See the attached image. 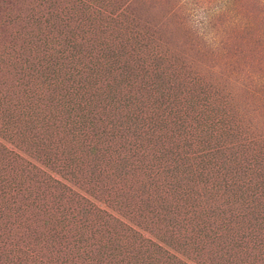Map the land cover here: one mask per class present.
<instances>
[{"label":"rangeland","instance_id":"rangeland-1","mask_svg":"<svg viewBox=\"0 0 264 264\" xmlns=\"http://www.w3.org/2000/svg\"><path fill=\"white\" fill-rule=\"evenodd\" d=\"M0 264H264V0H0Z\"/></svg>","mask_w":264,"mask_h":264}]
</instances>
